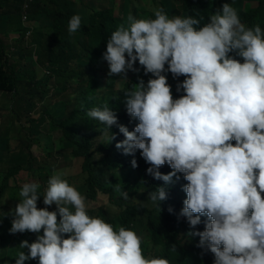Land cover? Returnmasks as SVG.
I'll use <instances>...</instances> for the list:
<instances>
[{
	"label": "clouds",
	"instance_id": "clouds-1",
	"mask_svg": "<svg viewBox=\"0 0 264 264\" xmlns=\"http://www.w3.org/2000/svg\"><path fill=\"white\" fill-rule=\"evenodd\" d=\"M19 1L25 30L13 40L22 42L25 58L12 61L0 54V72L15 81L10 91L0 90V113L23 91L27 72L26 84L34 92L26 111L37 104L35 97L42 109L29 118L27 136L14 126L20 116L12 119L0 133V146L7 155L30 153L44 163L50 152L46 137L61 136L60 129L48 127L46 115L61 103L70 108L74 91L87 86L88 72L97 74L102 87L113 82V91L123 95L119 108L106 102L87 109L85 118L100 140L110 142L112 161L139 186L131 197L120 191L119 179L106 177L120 194L115 201L121 212L111 214L131 208L144 220L136 228L118 227L90 216L94 203L62 173L44 183L24 179L17 186L19 202L8 199L0 218V228L9 237L0 244V264L30 259L38 264H174L147 252L155 231L170 235V252H176L177 244L193 248L203 264H264V27L246 19L247 10H258L260 2L169 0L171 6L165 8L164 0L144 5L121 0L117 18L114 0H77L76 9L63 14L61 25L33 43L37 0ZM132 8H145L146 14L135 16ZM99 25L111 28L100 43L92 32ZM49 91L52 98L69 93L51 102L46 100ZM13 127L18 144L11 149ZM81 130L85 137L93 136ZM34 145L42 150L41 157L33 154ZM59 151L51 173L62 160L84 163L68 146H55L51 152ZM4 168L5 162L0 165ZM20 172L35 177L20 168L9 186ZM146 202L154 207H143ZM151 214L157 219L171 216L172 225L151 227L146 218ZM5 250L11 252L3 254Z\"/></svg>",
	"mask_w": 264,
	"mask_h": 264
},
{
	"label": "trees",
	"instance_id": "trees-1",
	"mask_svg": "<svg viewBox=\"0 0 264 264\" xmlns=\"http://www.w3.org/2000/svg\"><path fill=\"white\" fill-rule=\"evenodd\" d=\"M260 2L261 7L258 10H247L246 19L255 24H259L264 27V0H256ZM40 4L44 5V1H40ZM131 12L135 16L145 15V8H132ZM127 20L126 14L124 16L123 23ZM104 25H99L97 28H92L94 33L93 40H104L109 30ZM94 63V59H91V64ZM88 83L86 87H82L74 91L73 101L68 108V104H59L54 111L47 114L49 119L48 127L50 129H60L61 136L52 140L51 137H46L45 141L50 148V152L46 154V160L44 163L38 162L32 157L30 153L20 152L18 154L7 155L3 146H0V165L5 162V168L0 169V218L5 215L8 209V199L16 203L19 202V191L16 185L9 186L8 180L11 178L20 168H25L35 178L44 183L52 176L50 168L55 166L60 158L62 152H51L55 146L63 147L68 146L72 151L74 157H83L84 163L82 166L83 171L87 174L84 181L78 185V191L89 198L94 204L98 202L99 194L108 195L110 200L116 204V198L120 194L115 191L114 183L107 180L106 177L112 176L114 180L119 179L120 185L126 188L120 187V191L127 193L128 196H135L139 188L137 181L132 182L126 175V172L112 161L110 155H108L110 149V142L100 140L99 134L95 132L93 124L85 118L86 110L94 106H102L104 103H109V107L113 109L119 108V104L123 102L122 93H115L113 91V82H109L106 87H102V84L97 82V74L91 75L88 72ZM15 86V81L12 76H6L0 72V90L10 91ZM128 89V85L125 86V90ZM86 128L88 131L93 132L92 137H85V133L81 130ZM109 169L112 173L110 175L107 172ZM121 173H124L123 176ZM70 180V179H69ZM72 181V180H71ZM143 197H141V200ZM117 205V204H116ZM127 206L130 204L127 203ZM56 210V206H53V210ZM112 211L99 208L97 210H88L90 216H99L107 222H112L114 225L120 227H138L144 218L137 216L131 208L125 213L120 215H112ZM157 219L154 214L147 216V222L151 227H156L157 224L165 226L172 225L171 216H160ZM59 219V217H58ZM37 235H42L43 230ZM67 238V235L64 236ZM151 239L152 248L149 245L146 246V250L149 253H155L156 255H163L170 258L174 264H203V259L199 255V252L193 248H181L177 244L176 252H170L169 249L172 243L168 242L170 235L163 236L158 234L157 231L149 237ZM9 241V237L4 234L2 228H0V244H4ZM157 248L159 249L157 251ZM10 250H5L3 254H9ZM24 264H38V260L30 259L24 262Z\"/></svg>",
	"mask_w": 264,
	"mask_h": 264
},
{
	"label": "rangeland",
	"instance_id": "rangeland-1",
	"mask_svg": "<svg viewBox=\"0 0 264 264\" xmlns=\"http://www.w3.org/2000/svg\"><path fill=\"white\" fill-rule=\"evenodd\" d=\"M131 3L133 5H144L146 4L145 2H149L151 0H130ZM157 2H159V0H156ZM113 5H114V10H115V15L117 16V18L121 17V0H114L113 1ZM171 6V2L169 0H164V7L168 8ZM253 7H256V4L252 5ZM87 9H90V5H86ZM150 9L152 11V9H154L153 6H150ZM66 32V31H65ZM45 42L47 43V39H45ZM51 43V40L49 41ZM90 46L88 47V49L86 50V52L84 53V58H83V64L85 65L87 63V56L90 55ZM84 70V68H83ZM27 75L24 76L23 78V82H24V86H22L21 88L23 89L22 92H20L19 94L15 95V98L12 102V105L6 107L5 109V113L2 114L0 113V133L2 132V130L5 127H9V125L11 124V120L13 119L14 121H16V118L20 116V121L16 124H14V126H19L21 134L23 136H27L28 135V126H29V118L34 116L37 117L38 114L40 113L41 109H42V104L39 103V98L35 97L33 100L34 102H36L37 104L34 106L33 110H31V112H27V98H32V94L31 91L34 92V88H32L30 85H27L26 82L29 81L30 78V73L27 72ZM77 85L75 84L74 87H76ZM117 89L120 88L119 85H117L116 87ZM41 89V88H40ZM67 93H69V91L66 92H61L59 95H57L55 98H52V94L53 91H49L48 92V97L46 100L50 99L51 102L55 101V100H63L65 98V96L67 95ZM23 104V105H22ZM22 105V108L18 109L14 107H20ZM13 108V114L11 112V109ZM12 120V123H13ZM17 131L16 129L13 127L11 128V130H9V137H10V148L14 149L17 144H18V138H17ZM53 136L56 137L58 136L57 132L53 133ZM40 144H42V141H40ZM33 154L36 157H41L42 155V150L39 149V147L37 145L32 146L31 148ZM83 166V160L82 159H66V160H62L59 164V168L53 172L52 175L56 174V173H62V178L63 179H70V181L72 182V186L75 188L78 185H80L84 179L87 177V174L83 171L82 169ZM36 180L35 177H31L28 174L24 173V172H20L14 182H11V185L15 184L16 186H18V183L23 181V180ZM45 190V189H44ZM147 205V206H146ZM146 205H144L143 207L145 208H149L151 209L152 204L150 202H146ZM99 208H105L108 210H111L112 212L115 213H119L121 212V209L110 200V197L108 195H104V194H99L98 196V202L93 204L92 209L97 210ZM115 208V211H114ZM143 237V236H142ZM144 239V237H143Z\"/></svg>",
	"mask_w": 264,
	"mask_h": 264
},
{
	"label": "crops",
	"instance_id": "crops-1",
	"mask_svg": "<svg viewBox=\"0 0 264 264\" xmlns=\"http://www.w3.org/2000/svg\"><path fill=\"white\" fill-rule=\"evenodd\" d=\"M40 1H44L45 4H40ZM19 2V0H0V43L3 45L0 54L8 55L2 56L1 59L19 61L25 58L22 42L13 40L25 30L19 17ZM76 6L77 0H37L36 12L33 14L35 32L32 42H41V34L61 25L65 20L63 14H69L76 9ZM65 51L68 53L69 47ZM39 57H44L43 51Z\"/></svg>",
	"mask_w": 264,
	"mask_h": 264
}]
</instances>
